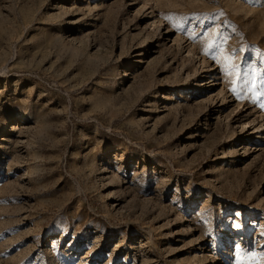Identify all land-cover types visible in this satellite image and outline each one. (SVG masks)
I'll use <instances>...</instances> for the list:
<instances>
[{"label": "rangeland", "instance_id": "rangeland-1", "mask_svg": "<svg viewBox=\"0 0 264 264\" xmlns=\"http://www.w3.org/2000/svg\"><path fill=\"white\" fill-rule=\"evenodd\" d=\"M261 105L264 0H0V264H264Z\"/></svg>", "mask_w": 264, "mask_h": 264}, {"label": "snow or ice", "instance_id": "snow-or-ice-1", "mask_svg": "<svg viewBox=\"0 0 264 264\" xmlns=\"http://www.w3.org/2000/svg\"><path fill=\"white\" fill-rule=\"evenodd\" d=\"M179 26V25H177ZM232 91L235 93V87L232 89ZM261 107H264V105H261ZM236 227H239V225H236ZM252 256L254 257L255 254L253 253ZM236 264H242V261L240 259H237Z\"/></svg>", "mask_w": 264, "mask_h": 264}, {"label": "bare ground", "instance_id": "bare-ground-1", "mask_svg": "<svg viewBox=\"0 0 264 264\" xmlns=\"http://www.w3.org/2000/svg\"><path fill=\"white\" fill-rule=\"evenodd\" d=\"M22 119H23L24 121H27V120H28L27 117H22ZM252 216H253L252 214H247V218H248V220L252 219V218H253ZM210 256H212V255L210 254ZM210 256H209V257H210Z\"/></svg>", "mask_w": 264, "mask_h": 264}]
</instances>
